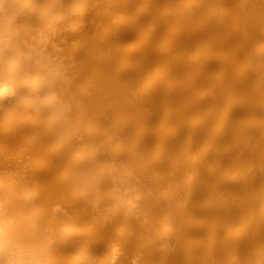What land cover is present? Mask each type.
<instances>
[{
	"label": "bare ground",
	"instance_id": "6f19581e",
	"mask_svg": "<svg viewBox=\"0 0 264 264\" xmlns=\"http://www.w3.org/2000/svg\"><path fill=\"white\" fill-rule=\"evenodd\" d=\"M263 15L0 0V264H264Z\"/></svg>",
	"mask_w": 264,
	"mask_h": 264
},
{
	"label": "rangeland",
	"instance_id": "374dc122",
	"mask_svg": "<svg viewBox=\"0 0 264 264\" xmlns=\"http://www.w3.org/2000/svg\"><path fill=\"white\" fill-rule=\"evenodd\" d=\"M41 1H44V0H41ZM244 2H245V0H243ZM247 1V0H246ZM42 3V2H41ZM263 3V2H262ZM246 4H247V2H246ZM260 3H257V1H253L252 3H250V4H248L247 6H245V4L243 3V6L244 7H246L247 9H245V11L247 10V12H251V10L254 8V7H260V5H259ZM17 6V5H16ZM75 6V7H74ZM72 7V6H71ZM73 7L74 8H76V5L74 4L73 5ZM72 10H73V8H72ZM74 10H76V9H74ZM87 10V9H86ZM89 10V9H88ZM87 10V11H88ZM69 12V11H68ZM70 12H72L71 10H70ZM70 12L68 13V14H70ZM85 12V11H84ZM89 12V11H88ZM87 13V12H86ZM66 16H69V15H66ZM71 16V15H70ZM89 16V15H88ZM263 17H264V15H263ZM145 20H150V17H146V19ZM68 28V27H67ZM261 31V30H260ZM262 32V31H261ZM56 97V96H55ZM53 98V97H52Z\"/></svg>",
	"mask_w": 264,
	"mask_h": 264
}]
</instances>
